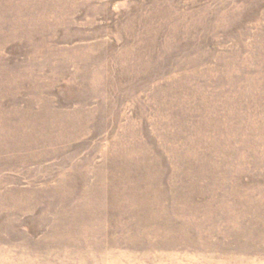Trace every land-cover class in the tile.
Returning a JSON list of instances; mask_svg holds the SVG:
<instances>
[{"label":"rangeland","instance_id":"374dc122","mask_svg":"<svg viewBox=\"0 0 264 264\" xmlns=\"http://www.w3.org/2000/svg\"><path fill=\"white\" fill-rule=\"evenodd\" d=\"M0 264H264V0H0Z\"/></svg>","mask_w":264,"mask_h":264}]
</instances>
